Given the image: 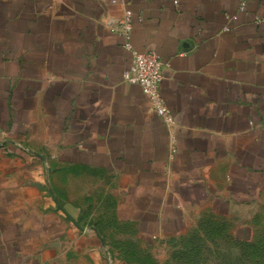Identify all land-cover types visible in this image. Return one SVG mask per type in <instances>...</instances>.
<instances>
[{
    "label": "crops",
    "instance_id": "obj_1",
    "mask_svg": "<svg viewBox=\"0 0 264 264\" xmlns=\"http://www.w3.org/2000/svg\"><path fill=\"white\" fill-rule=\"evenodd\" d=\"M244 1L0 0V264H133L107 249L117 226L154 241L205 216L251 239L264 0ZM126 5L172 125L122 77Z\"/></svg>",
    "mask_w": 264,
    "mask_h": 264
},
{
    "label": "rangeland",
    "instance_id": "obj_2",
    "mask_svg": "<svg viewBox=\"0 0 264 264\" xmlns=\"http://www.w3.org/2000/svg\"><path fill=\"white\" fill-rule=\"evenodd\" d=\"M258 204L248 240L238 239L229 223L205 216L182 234L154 241H142L117 226V239L110 236L107 249L133 264H264V198Z\"/></svg>",
    "mask_w": 264,
    "mask_h": 264
},
{
    "label": "built area",
    "instance_id": "obj_3",
    "mask_svg": "<svg viewBox=\"0 0 264 264\" xmlns=\"http://www.w3.org/2000/svg\"><path fill=\"white\" fill-rule=\"evenodd\" d=\"M116 0H112L115 2ZM245 7L241 0L240 9ZM133 11L126 5L122 14L111 26L112 31L121 37L124 50L130 53L131 62L123 71L122 77L128 83L137 84L148 99L151 109L163 119L167 125L174 123V116L161 92L163 80V63L154 50H138L132 43ZM224 29H227L225 26Z\"/></svg>",
    "mask_w": 264,
    "mask_h": 264
}]
</instances>
